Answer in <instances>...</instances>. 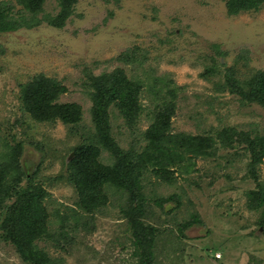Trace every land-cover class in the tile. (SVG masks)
<instances>
[{"label":"rangeland","instance_id":"rangeland-1","mask_svg":"<svg viewBox=\"0 0 264 264\" xmlns=\"http://www.w3.org/2000/svg\"><path fill=\"white\" fill-rule=\"evenodd\" d=\"M33 1L0 0L14 25L0 32V165L11 166L0 183L19 170L20 191L28 186L1 200L0 264H28L2 238L12 210L16 242L32 240L35 255L60 264H264V205L248 196L264 191L252 145L264 136V106L238 94L264 72V3L232 13L230 0ZM115 73L143 81L137 116L102 102L96 88ZM41 77L66 91L35 113L29 87ZM101 103L124 159L92 139ZM75 106L77 121L54 115ZM158 116L169 134L199 135L206 148L141 158ZM112 170L131 176L95 190L96 173L103 181ZM137 193L143 214L133 213ZM98 195L99 206L83 204Z\"/></svg>","mask_w":264,"mask_h":264},{"label":"trees","instance_id":"trees-1","mask_svg":"<svg viewBox=\"0 0 264 264\" xmlns=\"http://www.w3.org/2000/svg\"><path fill=\"white\" fill-rule=\"evenodd\" d=\"M43 0H34L32 2L34 7L39 6ZM76 2V0H65V9H68L72 7V5ZM257 3H264V0H230L229 1V11L232 13L238 12L239 10H246L248 8H252ZM23 25L28 27H33L34 23L25 21L23 22ZM32 25V26H31ZM14 28V25L6 19L4 16V13L0 11V32H5L8 30H11ZM117 73H115L114 80L115 83H110V86L106 85H100L102 88H96L98 92H100V97L103 101H106L105 103L109 102H115L117 106L123 111V112H131L135 114V116L138 115L140 112V107L137 104L138 100V94L141 88L144 87V83L141 79H131V81L126 80L124 77H118L116 76ZM256 84L252 87V89L249 92L240 91L238 94L242 97L243 100H246L248 102H258L259 104L264 106V72H261L258 77ZM169 88V87H167ZM31 91L30 99L34 102V111H38L41 108V105H49L51 101H54L57 99L60 95V93L65 92L66 89L61 86L56 80L52 78H46L41 77L40 81L38 83H34L29 87ZM160 91V90H159ZM169 94L171 96H175V90H172L169 88ZM156 95V94H155ZM120 101V102H117ZM161 105L160 107L163 108H169V104L163 103L158 104ZM163 105V106H162ZM32 106V107H33ZM166 110V109H165ZM169 110V109H168ZM166 110V112L169 113L167 119L170 120L171 113ZM70 115L66 116L63 114H59V111L55 112V116L59 115L62 117L64 121H77L79 120V117L81 116V110L80 106L71 107L69 110ZM106 115V106L101 103L96 106V127H97V134L92 138L96 139L100 144H104L107 148L112 149L116 152L117 155L121 158H125L123 156L122 151H120L119 147L117 146L116 142L112 140L110 137V134L108 130L106 129V126L103 122L105 120ZM50 116V114L48 115ZM53 117V115H52ZM163 118L161 116H158L156 119L157 123L154 128V132L150 133V144L147 145L146 150L144 151L145 154H140L141 158L152 155V156H159L161 155L163 157V154L167 152V149L169 147H172L171 150L178 151L179 149L192 152L195 155H199L203 152L202 147L203 145L206 148V139L200 137L199 135H174L172 136L169 134V128H170V122H163ZM223 141L228 140V136H222ZM253 149H254V155L255 160L253 165L255 166L257 163H261L264 158V136H256L255 140L252 142ZM12 149L15 152H21L22 144H18V146L15 148L12 147ZM131 151V156L135 155V152ZM143 152V153H144ZM130 156V157H131ZM139 156V155H138ZM137 156V163L139 162V157ZM172 160V158H170ZM176 163V161H173ZM252 165V166H253ZM0 165V170L2 172L0 173V177L6 176V172L11 170V166L9 165ZM253 166V167H254ZM256 167L253 168V173H256ZM21 170V169H20ZM131 173V172H130ZM129 172L122 174L117 170V172L111 171V173L108 174V176H105L103 181L100 180L101 175L100 173H96V178L98 177V180L100 183L95 186V190H98L100 192V188H103L106 184H111L113 186H119L120 180L119 178H125L126 176H131ZM140 174V173H136ZM99 175V176H98ZM22 172L17 171L16 173L11 174V178H9L6 182H10L7 187H5V183H0V204L1 200L5 199V196L10 195L11 192H13L15 195H19L22 192L27 193V187L23 188V191L21 192L20 184L22 183ZM262 186L258 187L257 189L251 190L248 194L250 201L254 202L255 207H259L261 205H264V191L262 190ZM101 193V192H100ZM102 197L104 198V201L107 202L109 199V194L107 190L102 194ZM83 204L87 206V202L91 201L96 203L97 206L101 204L102 199L101 196H95L93 199H86L82 198ZM86 203V204H85ZM137 203V206H136ZM145 203V196L143 194H135L133 195V198L131 199V205L133 208V213L139 212L140 214L144 213V207L143 204ZM86 209H89V207H86ZM132 213V214H133ZM264 215V212H263ZM24 217V216H23ZM14 211L12 210L9 215L6 217L4 229L5 232H3V240L4 241H10L13 242V244L16 246V249L22 258L23 261H26L28 264H60L59 261H56L52 258H47L46 256L43 258H39L37 255H35L36 252V246L31 243L32 240H24L22 243H18V231L17 230H10L9 227L14 224ZM133 221V217L131 219V223ZM263 225H264V217H263ZM136 224V222H135ZM23 230L27 231V228L22 226ZM21 228V229H22ZM135 239L133 241V245L138 243L139 235H137L134 232ZM137 240V241H136Z\"/></svg>","mask_w":264,"mask_h":264},{"label":"clouds","instance_id":"clouds-1","mask_svg":"<svg viewBox=\"0 0 264 264\" xmlns=\"http://www.w3.org/2000/svg\"><path fill=\"white\" fill-rule=\"evenodd\" d=\"M217 256V255H216ZM217 258H218V256H217ZM219 258H220V256H219Z\"/></svg>","mask_w":264,"mask_h":264},{"label":"built area","instance_id":"built-area-1","mask_svg":"<svg viewBox=\"0 0 264 264\" xmlns=\"http://www.w3.org/2000/svg\"><path fill=\"white\" fill-rule=\"evenodd\" d=\"M217 256H218V255H217ZM219 256H220V255H219ZM219 256H218V257H219Z\"/></svg>","mask_w":264,"mask_h":264}]
</instances>
